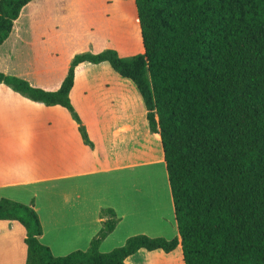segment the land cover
Segmentation results:
<instances>
[{"label": "trees", "instance_id": "trees-1", "mask_svg": "<svg viewBox=\"0 0 264 264\" xmlns=\"http://www.w3.org/2000/svg\"><path fill=\"white\" fill-rule=\"evenodd\" d=\"M32 0H0V45ZM145 51L78 54L48 91L0 72V82L46 105H62L94 146L70 99L75 68L109 61L140 89L151 131L162 137L179 237L138 234L100 250L120 218L103 209L88 250L55 256L32 204L0 200V221L27 231V264H128L141 248L173 251L186 264H264V0H135Z\"/></svg>", "mask_w": 264, "mask_h": 264}, {"label": "crops", "instance_id": "crops-1", "mask_svg": "<svg viewBox=\"0 0 264 264\" xmlns=\"http://www.w3.org/2000/svg\"><path fill=\"white\" fill-rule=\"evenodd\" d=\"M145 51L135 0H32L0 45V72L58 90L78 54ZM70 99L94 143L62 105H46L0 82V200L34 203L41 242L55 256L88 250L103 209L120 221L102 242L108 253L138 234L179 237L160 134L153 133L136 83L109 61L75 68ZM22 223L0 221V264H27ZM128 264H186L173 251L141 248Z\"/></svg>", "mask_w": 264, "mask_h": 264}]
</instances>
